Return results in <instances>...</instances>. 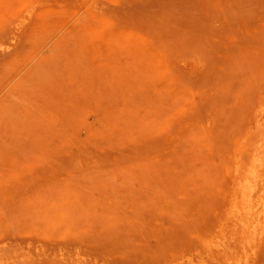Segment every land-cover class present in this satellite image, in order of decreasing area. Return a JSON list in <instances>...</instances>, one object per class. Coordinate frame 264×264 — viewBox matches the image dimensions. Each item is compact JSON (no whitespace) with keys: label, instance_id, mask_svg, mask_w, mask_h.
Returning <instances> with one entry per match:
<instances>
[{"label":"rangeland","instance_id":"obj_1","mask_svg":"<svg viewBox=\"0 0 264 264\" xmlns=\"http://www.w3.org/2000/svg\"><path fill=\"white\" fill-rule=\"evenodd\" d=\"M263 98L264 0H0V264H264Z\"/></svg>","mask_w":264,"mask_h":264},{"label":"bare ground","instance_id":"obj_2","mask_svg":"<svg viewBox=\"0 0 264 264\" xmlns=\"http://www.w3.org/2000/svg\"><path fill=\"white\" fill-rule=\"evenodd\" d=\"M264 99V98H263ZM262 101V100H261ZM261 101H259L260 103H261ZM264 101V100H263ZM260 110V109H259ZM259 114V113H258ZM257 114V115H258ZM253 118H254V116H252ZM257 117H259V116H256V118ZM260 118H262L261 116H260ZM260 118L259 119H257V123L259 122V120H260ZM253 121V120H252ZM262 123H263V121H262ZM260 126H261V123H260ZM259 126V127H260ZM264 128V127H263ZM253 131V130H252ZM259 131V130H258ZM258 131H256L257 133H258V135H260V134H262V133H260L259 134V132ZM260 131H261V129H260ZM253 132H255V131H253ZM255 132V133H256ZM257 133L255 134V135H257ZM254 134V133H253ZM261 136H263V135H261ZM255 137V139H258V138H256V137H258V136H254ZM260 138V137H259ZM260 140V139H259ZM256 141V140H255ZM263 149V148H262ZM246 158V157H245ZM243 156L242 157H240V159H245ZM257 162H258V165H257V169H252L251 171H249V172H251L250 173V179H248V178H245V181H243V180H241L242 178H241V176L239 175L240 173H242V171L239 173V174H236V175H238V176H240V177H238V182L235 184V187H233L232 188V190H231V198H230V202H228L229 203V205H230V207H231V209L233 210V209H239V207H240V209L239 210H237V212H236V215H238V217H237V219H236V222H235V224H234V227H238V228H240L239 230L238 229H236V228H234L233 230H235V231H237L238 233L237 234H239V236H237V237H235V238H237L238 239V237H241V239L242 238H245V236L247 235H249V236H252L251 238H254V242H255V240H256V238H261L263 235H264V203H263V205H261L260 206V208L258 207V209L257 210H252L253 209V206H252V204H251V202H252V200H253V198L254 197H256V196H259L260 195V191H262V189H257L256 190V186L259 184V182H262L263 184L261 185V187H264V161L263 160H257V159H255ZM245 161V160H244ZM235 167H234V171L235 172H238L239 170H241V169H244L245 167L243 166V168H239L240 167V165H241V160H238V157H237V161L235 162ZM241 166V167H242ZM248 167V166H247ZM254 168H256V167H254ZM260 168V169H259ZM245 170V169H244ZM254 174V175H253ZM260 178L259 179V181L257 180V178ZM235 177H237V176H235ZM237 179V178H236ZM247 179V180H246ZM241 180V181H240ZM258 188V187H257ZM230 194V191H229V193H228V195ZM228 199H229V197H228ZM227 199V200H228ZM262 199V198H261ZM226 205V204H225ZM224 207H226V206H224ZM227 208H228V205H227ZM224 209V208H223ZM225 211H227L226 209H224V211H222V213H223V215H222V213H221V215L222 216H219L220 218H221V220H222V217L223 216H225L224 215V212ZM231 218V217H230ZM232 220V219H231ZM217 221H218V219H217ZM216 221V225L214 226H212L211 227V229H213L212 230V232L209 230V234L210 233H212V235H213V233H214V235H220L221 234V231H223L222 230V227H220L219 225H220V221H218L217 222ZM222 222L224 223V221L222 220ZM223 225V224H222ZM225 225H226V223H225ZM219 228H221V231L219 230V233L217 234V233H215L216 231H217V229H219ZM226 229V228H225ZM229 231V230H228ZM228 231H226V233H224V235L226 234L227 235V233H229ZM208 234V235H209ZM207 235V239H209V238H212V241H214L213 240V237L211 236V234L208 236ZM226 235H225V242L227 241V239H228V241H229V238L227 237L226 238ZM211 236V237H210ZM230 236V235H229ZM248 236V237H249ZM209 237V238H208ZM222 237H223V235H222ZM231 237V236H230ZM205 238V237H204ZM206 239V238H205ZM217 239V238H216ZM233 239H234V237H233ZM236 239V240H237ZM240 239V240H241ZM250 240V239H249ZM262 239H259V241H261ZM208 241H210V240H208ZM234 241V240H233ZM238 241V240H237ZM237 241H236V245H239V243L237 244ZM242 241V240H241ZM243 241H245V240H243ZM259 241H258V243H259ZM211 242V241H210ZM217 242V241H216ZM225 242H218V243H213V247H214V250H215V252L217 253V254H222V253H227L230 249H231V247H232V245H226V243ZM250 242V241H249ZM233 243H235V242H233ZM245 243V242H244ZM229 244V243H228ZM209 245V244H208ZM212 245V244H211ZM254 246H253V249H254V247H256L255 245H257V244H253ZM243 246V250H244V245H242ZM200 247L201 246H198V245H196V246H194L193 247V249L191 250V251H193V250H195V251H198V252H200ZM209 247H210V245H209ZM238 249H239V247L238 246H236ZM252 247H250V249H251ZM237 249V250H238ZM211 250H213V248L211 247ZM234 250H235V248H234ZM239 250H241V248L239 249ZM246 253H247V251L246 250H244ZM245 252H244V256L246 255L245 254ZM232 253V252H231ZM236 253H239V251L238 252H236ZM210 254V253H209ZM254 254V253H253ZM191 254H190V252L189 253H187V254H185V255H183L182 257H188V256H190ZM212 255H213V253H212ZM227 255V254H226ZM235 255V254H234ZM249 255V254H248ZM255 255V254H254ZM251 256H252V254H251ZM218 257V256H217ZM231 257H233V255H231ZM200 258V257H199ZM203 258V257H202ZM205 258V257H204ZM208 258V257H207ZM214 258H216V257H213L212 259L214 260ZM221 258H223V257H221ZM248 258V257H247ZM252 258H254V257H252ZM219 258H217V260H218ZM234 258H232V260H233ZM240 259H243V257L241 256V258ZM239 259V260H240ZM180 260V259H179ZM200 260V259H199ZM208 260V259H207ZM231 260V259H230ZM232 260L230 261V263L232 262ZM235 260H236V256H235ZM235 260H233V261H235ZM190 261V260H189ZM250 261H252V262H250V264H252L253 263V259H250ZM205 262V259H202V260H200V262L199 263H196V264H203ZM206 263V262H205ZM208 263V262H207ZM206 263V264H207ZM241 263V262H240ZM209 264V263H208ZM211 264V263H210ZM244 264H247V261H245L244 262ZM248 264H249V262H248Z\"/></svg>","mask_w":264,"mask_h":264}]
</instances>
